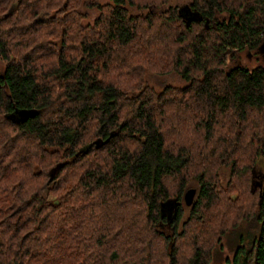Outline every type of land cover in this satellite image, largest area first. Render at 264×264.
I'll use <instances>...</instances> for the list:
<instances>
[{
    "label": "trees",
    "instance_id": "16d2710c",
    "mask_svg": "<svg viewBox=\"0 0 264 264\" xmlns=\"http://www.w3.org/2000/svg\"><path fill=\"white\" fill-rule=\"evenodd\" d=\"M261 157L264 0H0V264H264Z\"/></svg>",
    "mask_w": 264,
    "mask_h": 264
},
{
    "label": "rangeland",
    "instance_id": "374dc122",
    "mask_svg": "<svg viewBox=\"0 0 264 264\" xmlns=\"http://www.w3.org/2000/svg\"><path fill=\"white\" fill-rule=\"evenodd\" d=\"M98 1L101 4H106V3L111 2V0H98ZM173 2L177 3L183 9H185L188 3L190 2V0H173ZM83 11L88 13V17L83 19V22L86 24L88 23L92 24L95 18L100 13V11L97 8H83ZM260 57H261L260 55H257L255 53L249 54L247 51H243L239 53L240 62L249 67H253L258 62H260ZM145 80L148 85L154 87L157 90L162 89L166 85L182 87L187 84L186 80L177 71H169V72H162V73L156 72V71H147L145 73ZM219 173H220L221 183L225 184L228 180L229 166L223 165L220 168ZM256 173H257V176L255 179L257 181L260 179H264V157H261L259 159L257 163ZM196 183H197L196 179H191L189 183L190 186L188 188L198 186ZM233 196H235V194ZM187 215H188V207H187L185 216L187 217ZM245 226H246V223L243 222L242 224L239 225V227H236V231L240 232L241 229L244 228ZM237 239L238 238L236 237V235H233L232 232H229L227 236H223L220 241V245H219L220 248L216 251L212 264L220 263L222 260L225 259L226 256L231 257L233 254V248L236 245Z\"/></svg>",
    "mask_w": 264,
    "mask_h": 264
},
{
    "label": "water",
    "instance_id": "95a60500",
    "mask_svg": "<svg viewBox=\"0 0 264 264\" xmlns=\"http://www.w3.org/2000/svg\"><path fill=\"white\" fill-rule=\"evenodd\" d=\"M196 194V188L190 187L186 190L184 194V200L187 205H191L194 201V197Z\"/></svg>",
    "mask_w": 264,
    "mask_h": 264
}]
</instances>
